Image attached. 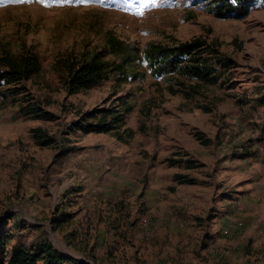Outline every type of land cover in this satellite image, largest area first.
<instances>
[{"label": "rangeland", "instance_id": "1", "mask_svg": "<svg viewBox=\"0 0 264 264\" xmlns=\"http://www.w3.org/2000/svg\"><path fill=\"white\" fill-rule=\"evenodd\" d=\"M108 32L142 50L202 38L234 59L232 78L148 70L69 94L56 58L104 49ZM24 46L43 63L30 95L57 118L25 116L0 93V221L15 215L4 227L16 241L92 264H264V0L241 19L196 0H0V50ZM127 104L122 137L71 129L84 111ZM37 127L56 140L39 144Z\"/></svg>", "mask_w": 264, "mask_h": 264}, {"label": "trees", "instance_id": "2", "mask_svg": "<svg viewBox=\"0 0 264 264\" xmlns=\"http://www.w3.org/2000/svg\"><path fill=\"white\" fill-rule=\"evenodd\" d=\"M202 1L219 18L241 19L248 16L260 0H196ZM235 64L232 57L211 48L206 40L199 37L172 44L150 42L142 50L108 32L104 49L81 53L69 51L56 58L54 67L68 93L77 94L92 89L111 75L115 74L118 81L125 82L145 78L148 70L157 77L171 75L172 78L184 77L205 84H223L232 78L231 70ZM42 69L41 56L30 48L24 46L20 52L6 48L0 50V93L4 102L19 106L25 116L54 120L57 115L35 100L26 84ZM130 110V104L124 109L108 107L87 110L74 119L70 126L85 133L114 132L122 137L121 128L126 125ZM262 131L264 133V127ZM33 133L41 145H50L56 140L40 127L34 128ZM197 135L204 144H210V139L201 133ZM186 162L191 168L197 167L192 159ZM175 180L180 184L197 182L184 173H177ZM70 215L66 212L58 214L54 224L57 226L68 222ZM12 219H15V215L0 221V264H92L66 255L47 239L29 245L20 244L16 241L13 229L4 227Z\"/></svg>", "mask_w": 264, "mask_h": 264}, {"label": "snow or ice", "instance_id": "3", "mask_svg": "<svg viewBox=\"0 0 264 264\" xmlns=\"http://www.w3.org/2000/svg\"><path fill=\"white\" fill-rule=\"evenodd\" d=\"M139 2H142V0H138V3H139ZM141 14H142V13H141Z\"/></svg>", "mask_w": 264, "mask_h": 264}]
</instances>
